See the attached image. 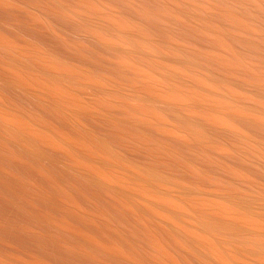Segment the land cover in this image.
I'll use <instances>...</instances> for the list:
<instances>
[{"label":"bare ground","instance_id":"bare-ground-1","mask_svg":"<svg viewBox=\"0 0 264 264\" xmlns=\"http://www.w3.org/2000/svg\"><path fill=\"white\" fill-rule=\"evenodd\" d=\"M0 264H264V0H0Z\"/></svg>","mask_w":264,"mask_h":264}]
</instances>
